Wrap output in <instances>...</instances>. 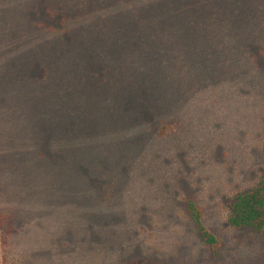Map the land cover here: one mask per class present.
Returning a JSON list of instances; mask_svg holds the SVG:
<instances>
[{
  "label": "rangeland",
  "instance_id": "obj_1",
  "mask_svg": "<svg viewBox=\"0 0 264 264\" xmlns=\"http://www.w3.org/2000/svg\"><path fill=\"white\" fill-rule=\"evenodd\" d=\"M263 176L264 0H0V264H264Z\"/></svg>",
  "mask_w": 264,
  "mask_h": 264
},
{
  "label": "trees",
  "instance_id": "obj_2",
  "mask_svg": "<svg viewBox=\"0 0 264 264\" xmlns=\"http://www.w3.org/2000/svg\"><path fill=\"white\" fill-rule=\"evenodd\" d=\"M231 208L232 212L229 216L231 226L251 228L264 233V176L251 190L238 191L235 200L231 203ZM190 209L205 239L215 247L219 246L217 237L202 224V208L191 204Z\"/></svg>",
  "mask_w": 264,
  "mask_h": 264
}]
</instances>
